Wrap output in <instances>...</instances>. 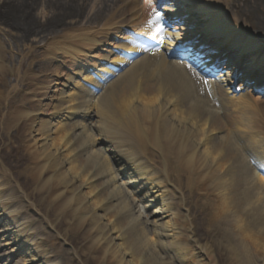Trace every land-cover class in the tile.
Instances as JSON below:
<instances>
[{
  "label": "bare ground",
  "instance_id": "6f19581e",
  "mask_svg": "<svg viewBox=\"0 0 264 264\" xmlns=\"http://www.w3.org/2000/svg\"><path fill=\"white\" fill-rule=\"evenodd\" d=\"M182 1L188 15L194 13L192 18L196 17V21L200 22L211 16L208 22L209 26L213 27L210 28L215 29L216 33L220 32L221 37L229 36V40L233 39L235 52L242 53V56L248 52L246 55L254 61V65L264 66V45L261 47L259 41L225 16L222 6L225 10L226 5L230 7L228 1ZM11 2L9 9L11 8V12L14 13H8V20L3 22L5 28L9 30H12L11 26L15 22L21 20L33 22L40 18L43 21L40 23L41 26L48 24L53 32H58L63 27V20L73 17L72 23H79L78 17H85L87 11H90L89 21H99L102 18L105 21V25L99 31L92 32L89 27L83 29L79 35L74 34L76 36L72 39L67 37L63 40L57 36L51 44L47 43L48 47L46 45L47 48L40 53L42 61L46 64H42L40 73H44L48 80L42 87H38L42 90L40 93L42 98L38 100L39 113L32 115L34 112H31V117L34 116L38 121L32 126L31 133L32 139L38 137L36 140L38 148L33 150L34 160L41 163L37 178L42 181L50 172L51 175L45 179L42 187L48 190L52 184L64 187L67 189L64 194L71 193L70 200L65 204L67 208L76 206L77 216L86 222L89 219L94 221L93 227L101 235L92 242V252L93 249L98 250V246L101 245L106 252L104 255L108 252L115 255V264H170L166 261L165 255L174 252L184 257L186 251L180 242L172 241L175 240L174 237L180 235L177 232V224L171 221L164 222L168 217L175 220L178 216L169 197L168 187H172L175 193L186 188L185 190L190 192V198L200 200V208L203 211L209 208L212 192L221 189L226 200L223 206L220 205L217 218L228 231L223 234V241L226 242L228 250L226 254L228 253L231 264L242 263L238 245H235L233 237L238 239V233L235 231L241 233L242 227L248 228L249 223L243 218L240 221L235 202L240 206L248 205L249 210L255 209L248 213L249 220L252 218L264 226V208L256 206L264 202V174L256 171L257 168L254 166L257 163L264 167V142L259 139L256 143L252 141L246 143L244 146L249 144L248 147H251L252 151L243 148L237 132L233 135L225 127L214 101L207 95L204 96L203 81L187 67L169 60L166 53L169 49L147 52L132 62L114 58L113 49L126 48L123 43L116 44L106 37L112 32L121 33L118 30L127 26L126 23L131 25L129 29L132 31L147 30L156 3L154 5L151 1L146 3L144 0L141 6V0H31V2L11 0ZM40 2L45 5L38 10ZM91 2L94 4L90 5ZM110 9L113 12L107 13ZM166 10L170 11L169 18L172 19L175 14L171 9ZM5 11L8 12L7 9ZM34 23L36 28L37 23ZM151 27L155 28L151 37L157 38L159 36L156 32L157 24ZM38 29L31 30V46L35 41L41 45L50 38L47 37L46 31L39 32ZM176 30L185 31L186 28L181 25L176 26ZM14 35L22 39L26 37V34ZM181 35L182 33H175L174 37L179 39L178 36ZM124 39V34L118 37L121 42ZM169 40L172 45L173 39ZM167 43L166 41L164 44ZM106 46L109 48H105ZM100 47L104 53H95L91 57V50H100ZM225 49L227 48L224 46V52ZM127 51L133 54L138 50L131 47ZM53 53L56 58H60L59 60L71 64L67 66L66 71L70 72L65 73L62 82L59 80L63 69L58 65L54 66V61L57 62L58 59L52 58ZM46 54L51 55V59ZM83 57L92 60L86 62ZM126 61L128 64L122 72L107 77L112 73L108 65L114 63L113 65L118 66ZM92 68L96 70L93 74L90 73ZM262 74L259 75L260 79ZM219 78L223 84L215 85L214 92L224 95L225 101L229 100V103L231 98H228V94L231 92L225 89L226 79L223 75ZM229 82L233 84L231 79ZM92 85L99 87L98 93L93 92L90 88ZM240 90H243L242 86ZM123 91L131 92L128 100L121 101L119 92ZM144 92L148 96L141 101L139 96ZM46 101H50V104ZM244 104L248 105L249 100ZM48 111L50 112L48 119L44 120L39 116H44V112ZM260 121L264 122V119ZM21 132L23 135V131L19 130V133ZM55 132L61 139L53 138ZM23 143L25 144L24 136ZM139 147L142 148V152L153 155L155 159L160 156L159 162L162 161L165 168V172H162L163 181L160 177L156 178L158 173L154 174L150 170V164L147 166L146 162L136 155L134 149L137 150ZM153 159H151L153 164L159 163ZM80 181L83 183L82 186L78 184ZM86 186L96 197L97 209L103 212L117 209L121 212L117 221L111 225L112 229L100 228L96 219L103 217L96 214L88 216L83 212L81 199L89 197L82 193V188ZM7 191L6 185L0 183V240L3 242L0 244V264H75L76 256L62 247H58L56 251L46 247L44 239L37 237L41 231L37 232L32 228L37 220L26 218L31 217V214L28 216L24 209L7 195ZM64 194L58 193L54 201L64 198ZM67 208L64 207L62 211L64 214L61 215L62 218L60 217L62 220L66 219L67 215L63 212ZM27 209L30 211L31 207L28 206ZM130 211L131 213L136 211L137 220L125 227L124 222ZM186 219V222L190 223L188 215ZM215 222L218 223L216 219L213 224ZM65 224H68L67 219ZM139 226L142 233L137 232ZM57 228L60 231L63 225H58ZM114 231L118 233L116 237H113ZM73 236L76 239L74 243L82 245V239ZM169 238L172 240L167 241ZM154 239L161 241V245L156 249L151 246ZM51 240L55 241V238L51 237ZM193 247L199 264L213 262L212 252L206 246L194 241ZM76 254L80 255L78 252ZM18 256L20 260L17 261ZM89 263V259L86 258L84 264Z\"/></svg>",
  "mask_w": 264,
  "mask_h": 264
},
{
  "label": "rangeland",
  "instance_id": "374dc122",
  "mask_svg": "<svg viewBox=\"0 0 264 264\" xmlns=\"http://www.w3.org/2000/svg\"><path fill=\"white\" fill-rule=\"evenodd\" d=\"M28 1L31 2V0ZM224 1H228L230 6L228 7L226 5V12L229 20H232L234 25L241 26V28L252 35L255 40L259 41L261 47H263L264 0ZM11 3V0H0V183L6 185L8 189L7 195L18 203L28 216L31 214V217L26 218H31V220L34 218L37 220L36 223H33L32 228L37 232L41 231L40 235L37 237L44 239L46 247L51 248L52 251H56L58 247H62L63 250L76 256L75 264H84L86 258L89 259V264H115V255L110 252L104 255L105 250L101 245L98 246V250L93 249L94 252H92V242L101 235V233H97V230L93 227L94 221H92V219L86 222L81 219L82 217L79 215L77 216L75 212L76 206L67 208L65 204L70 200L71 193L64 194L67 192V189L57 184H52L49 190L42 187L45 179L51 174L49 172L42 181L37 178L41 163H37L34 160L33 150L38 148V146H36L38 137H33V139L31 137L33 131L32 126L38 123L34 116L31 117V112H34L32 115L39 113L38 100L42 98L40 94L42 90L38 87H42L48 80L44 73H40L42 64H45L40 57V53L48 47L47 43L51 44L57 36L62 37L63 40L67 37L72 39L76 36L74 34L79 35L85 28L89 29L90 27L89 30H92V32L100 29L105 25V21L103 18L99 21H89L88 16L90 11H87L85 17H78L79 23H72L74 22L73 17L63 20V27L60 29L61 31L58 32H53V30L48 27V24H43L41 26L40 23H43V21H41L40 18L33 22H31V20L15 22L11 26L12 30H9L5 28L3 22L8 20V13H14L11 12V8L9 9ZM92 4H94V2H91L90 5ZM44 5L43 2L38 3V10L44 7ZM140 5L142 6V0ZM6 9L8 12L5 11ZM112 12L113 10L110 9L107 13ZM34 22L37 23L36 28ZM200 26L202 27L203 24L201 23ZM32 28L35 31L39 28V32L46 31L48 34L47 37L50 38L43 41L41 45L35 41L33 46H31ZM14 34H26V37L22 39V37L15 36ZM71 41L73 42L74 40ZM98 52L99 50H97V53ZM94 53H92L91 56L94 55ZM44 55H42V57ZM46 56L51 59V55L46 54ZM52 58H56L54 53L52 54ZM56 59L58 60L57 62L54 61V66L56 67L58 65L63 69L59 80L62 82L65 73L70 72H67L66 69L67 66L71 64L59 60L60 58ZM55 79H57V77H55ZM118 91L119 90H117L116 95H118ZM119 93L121 94L120 98L122 101L123 99L128 100L131 92L123 91ZM147 96L148 94L144 92L139 97L141 101H144ZM250 99L254 102L251 107L239 109L242 110V112H240L237 110L240 107L230 103L227 106V112L230 113L223 118L222 116L220 117L223 119L224 125L229 132L233 135L234 132L239 134V143L243 148H249V150L252 151L253 149L248 147L249 144L247 146L244 145L249 143V141L256 143L259 139H262L264 142V122L260 121L264 119V99ZM46 102L50 104V101ZM73 104L74 103H72V105ZM55 105L58 106L57 103H55ZM49 113V111L46 113L44 112V116H39L43 117L45 120L49 116ZM25 118H27L26 121ZM50 120L49 117V121ZM19 130L23 131V135L22 132L19 133ZM57 132L59 133L58 129ZM58 133L53 136L56 140L61 139ZM23 136L25 144L23 143ZM134 150L136 151V155L140 157L143 162H146L147 166L150 164L151 167L149 168L154 174L158 173L156 178L160 177V180L163 181L162 172H165V168L162 166V161L159 162L161 160L160 156H157L158 158L156 157L155 159L153 155L142 152L143 150L141 147ZM152 158L159 163L153 164L151 162ZM183 183H185V180ZM78 184L80 186L83 185L81 181ZM185 189L182 192L177 190L175 193L172 187H168L169 197H171L173 208L175 209L174 211L177 212L178 216L175 220L172 219V217H168L164 222L171 221V223L174 222L177 224V232H179L180 235L174 237L175 240L169 238L167 241L172 240L176 242L177 240L180 242L182 247L185 248L186 254L183 257L174 252L168 253L164 256L166 261L170 264H199V258H197L196 251L193 247L195 241L199 245L206 246L208 250L212 252L211 260L213 262L211 264H231L228 253L226 254V251H228L225 246L226 242L223 241V234L227 229L222 223H219L217 218L218 212L221 209L220 205L223 206V202L226 200L222 196V190L218 189L212 192L209 208L203 211L200 208V200L195 201L194 198H190V192H187ZM60 192L64 194V198L54 201L57 194ZM82 193L83 195L85 194V196L89 195V197H85V200L83 198L81 199L83 212L88 214V216L90 214L93 216L96 214L97 216L103 217V219H96L98 224H100V228L112 229L111 225L117 221L121 212L117 209H112L110 212H103L101 209H97L95 207L96 197L94 193H91V190L88 189V186L82 188ZM125 205L127 206V204ZM28 206L31 207L30 211L27 209ZM235 206L238 209L240 221L243 218L247 219L249 223L248 228L242 227L241 233L235 231V233H238V239H236L235 236L233 237L234 243L238 245L239 254L242 258V263L240 264H264V226L259 225L257 221L252 220V218L251 221L249 220L248 217L250 215H248V213L255 209L249 210L248 205L241 204L240 206L237 202H235ZM256 206L262 209L264 208V202L258 203ZM64 207L67 208V210L63 212L67 215V225L65 224L66 219H61V215L64 216V214H62ZM186 215H188L190 223L186 222ZM86 216L87 215H85V217ZM137 216L138 214L136 211L134 213H131V211L127 213L124 226L126 227L128 224L130 225V223H135ZM121 219H123V217ZM215 219L218 223L215 222V224H213ZM100 220L101 222H99ZM59 222L65 223L60 224ZM58 225H63L62 230H58ZM137 230L138 233L143 232L141 226L137 227ZM114 232L115 235H113V237H116L118 233L116 231ZM137 232L135 231L136 234ZM73 235L82 239V245H76V243H74L76 239ZM51 237H54L55 241L51 240ZM149 237L151 238V234ZM157 242L159 241H155L154 239L151 245L152 248L155 247L156 249L158 248L157 246L161 245V241L159 244H157ZM2 243L3 242L0 240V244ZM76 252L80 255H77ZM18 257L17 261L20 260V257ZM172 257L173 259H171ZM179 257L183 259H179ZM178 261H180V263ZM205 263L208 264V262Z\"/></svg>",
  "mask_w": 264,
  "mask_h": 264
},
{
  "label": "snow or ice",
  "instance_id": "6c2138e0",
  "mask_svg": "<svg viewBox=\"0 0 264 264\" xmlns=\"http://www.w3.org/2000/svg\"><path fill=\"white\" fill-rule=\"evenodd\" d=\"M146 3H150V0H145ZM161 20H163V15L162 13L157 12L149 21H148V26L151 27L153 24H158V22H160ZM156 32L159 33H163L164 32V28L162 26H158L156 28Z\"/></svg>",
  "mask_w": 264,
  "mask_h": 264
}]
</instances>
